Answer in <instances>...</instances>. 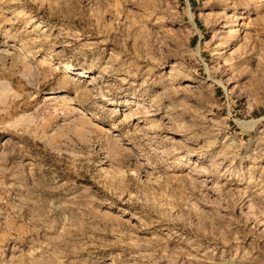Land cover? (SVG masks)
Here are the masks:
<instances>
[{
  "label": "rangeland",
  "instance_id": "1",
  "mask_svg": "<svg viewBox=\"0 0 264 264\" xmlns=\"http://www.w3.org/2000/svg\"><path fill=\"white\" fill-rule=\"evenodd\" d=\"M0 264H264V0H0Z\"/></svg>",
  "mask_w": 264,
  "mask_h": 264
},
{
  "label": "bare ground",
  "instance_id": "2",
  "mask_svg": "<svg viewBox=\"0 0 264 264\" xmlns=\"http://www.w3.org/2000/svg\"><path fill=\"white\" fill-rule=\"evenodd\" d=\"M192 16V15H191ZM190 16V25L194 28V29H196V26H195V22H194V20H193V18ZM82 112L81 111H78V114H81ZM259 120H257V121H254L255 123L256 122H258Z\"/></svg>",
  "mask_w": 264,
  "mask_h": 264
}]
</instances>
